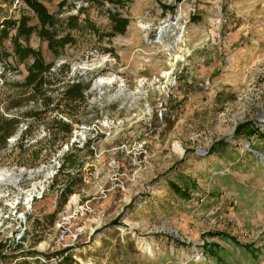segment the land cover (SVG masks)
Instances as JSON below:
<instances>
[{
  "label": "rangeland",
  "instance_id": "rangeland-1",
  "mask_svg": "<svg viewBox=\"0 0 264 264\" xmlns=\"http://www.w3.org/2000/svg\"><path fill=\"white\" fill-rule=\"evenodd\" d=\"M40 1L60 19L82 7L102 31L108 12L129 22L101 41L72 31L57 56L30 37L53 63L54 102L68 82L90 87L71 117L56 112L66 138L32 121L0 147V264H210L205 245H224L212 232L264 246V0ZM22 14L36 22L25 0H0V26ZM29 62L2 56L0 92L15 94ZM66 171L82 183L63 199ZM177 174L197 186L188 199L168 188Z\"/></svg>",
  "mask_w": 264,
  "mask_h": 264
},
{
  "label": "trees",
  "instance_id": "trees-1",
  "mask_svg": "<svg viewBox=\"0 0 264 264\" xmlns=\"http://www.w3.org/2000/svg\"><path fill=\"white\" fill-rule=\"evenodd\" d=\"M83 1L98 4L107 2L123 7L127 0ZM25 2L36 18L35 23H30V16L22 14L17 19H4L0 26V44L5 38H9L11 41V52L0 53V59L2 56L5 58L8 55H12L18 62H27L30 59V62L26 64V74L20 81L15 83V94L0 92V108H2L0 112V147L4 146L7 139L19 130L21 123H25L26 127L20 131L18 139L19 141L27 139L31 132L32 121L45 123L47 125V135H52L56 138V141L58 138H66L71 133V123L57 119V113H65L66 116L71 117V113L66 109L67 106L83 101L84 92L90 87V81L84 83L78 79L68 82L61 91L58 90V98L54 102L56 97L54 91L58 88L53 87L56 80V76L51 71L53 63L44 59L40 49L29 45V39L33 34L40 40L46 41L47 49L54 56H57L67 44H76L77 39L72 31L82 34L86 29L98 41H101L104 38H110L114 34L123 33L129 22L127 17L111 11L107 13L111 24L110 30L102 31L88 16H84L82 19L79 17V14L84 10L82 7L77 8L78 14H70L65 19H60L49 13L40 0H25ZM63 4L64 0H61L59 2L60 8ZM11 29H13L12 34H10ZM108 51L113 54L112 49H108ZM5 84L7 83L4 82ZM29 100L34 101L38 106L22 111L21 107L23 104H27ZM15 110L21 111L14 114L13 111ZM9 114L13 115L9 116ZM45 115H52V117L45 121ZM49 124H52L51 127L54 125L57 128L52 131L48 127ZM247 127H249L246 129L249 134H261L260 130L252 124L247 125ZM218 146L222 149L226 148V144L223 142H217L213 148ZM63 160L61 169L65 166L68 168L75 166V159L70 157L68 153H64ZM66 176L60 186V196L63 199L74 193L76 186L82 183L79 171H66ZM177 180V183L172 180L168 181L169 190L179 198L188 199L191 189L197 188L195 182L184 179L179 174H177ZM208 235L218 236L224 242V245H222L211 241L205 245L204 259L209 261L210 264H262L261 253L259 249L252 247L253 244L241 243L224 232H212ZM59 254L63 255L64 252ZM188 264H200V262L191 260Z\"/></svg>",
  "mask_w": 264,
  "mask_h": 264
},
{
  "label": "crops",
  "instance_id": "crops-1",
  "mask_svg": "<svg viewBox=\"0 0 264 264\" xmlns=\"http://www.w3.org/2000/svg\"><path fill=\"white\" fill-rule=\"evenodd\" d=\"M252 247H254L255 249H259L261 256H262L261 263L264 264V246H256L253 243Z\"/></svg>",
  "mask_w": 264,
  "mask_h": 264
},
{
  "label": "water",
  "instance_id": "water-1",
  "mask_svg": "<svg viewBox=\"0 0 264 264\" xmlns=\"http://www.w3.org/2000/svg\"><path fill=\"white\" fill-rule=\"evenodd\" d=\"M97 83H100V81H98ZM258 154H260V153L258 152ZM260 156H262V155H260ZM262 157H264V156H262Z\"/></svg>",
  "mask_w": 264,
  "mask_h": 264
}]
</instances>
